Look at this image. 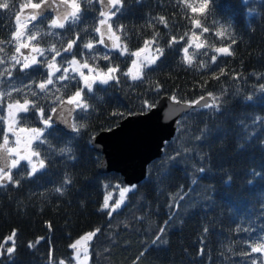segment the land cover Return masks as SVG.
<instances>
[{
    "label": "trees",
    "instance_id": "obj_1",
    "mask_svg": "<svg viewBox=\"0 0 264 264\" xmlns=\"http://www.w3.org/2000/svg\"><path fill=\"white\" fill-rule=\"evenodd\" d=\"M26 1L10 0L8 10L0 9V39L10 38L16 14ZM82 8L86 9L83 19L71 30L67 26L50 28L52 16L49 14H46L48 19L29 21L27 30L40 33L38 40L32 43H39L42 48L53 44L63 48L67 41L76 39L79 32L81 39L74 51L92 55L83 47L92 40L96 54H109L122 72L127 71L131 56H120L119 51H109L96 43L97 3L82 4ZM210 8L204 21L207 26L213 28L216 22L230 26L237 41L232 46L235 56L218 57L219 66L228 73L219 79L213 78V73L219 74L217 64L198 70L200 62L210 63L209 58L215 53L198 55L194 66L188 67L181 62L184 41L171 49L167 47L173 35L179 37L192 28L185 16V13L194 15L191 11L182 12L176 0H140L139 3L124 0L122 14L113 20L125 26L127 36L122 39L129 50H138L144 40L151 39L158 30L165 56L157 61L159 67L149 70L144 81L120 75L119 83L94 84V93L87 94L89 112L77 110L72 115L71 122L85 125L79 133H65L56 127L54 132L46 130L48 142L57 150L51 153L48 167L36 177L22 179L19 187L0 188V243L16 230V251L12 257L6 254L0 257V264H49L50 250L55 261L71 260L69 245L97 228L101 231L89 242L88 264H251L252 259L264 264V256L258 253L250 258L235 254L250 251L243 241L254 242L264 237V122L256 121V117L264 118V91L260 88L264 85V0H214ZM159 15L168 19L169 28L158 23L155 29L148 26L149 20ZM204 37L210 43L221 45V40L211 32ZM7 47L9 53L14 51L12 46ZM52 55L46 53L49 58ZM62 57L70 59L71 56L62 53L61 57H56L61 67L65 66ZM85 58L77 55L79 60ZM37 59L44 60V57L37 56ZM94 63L104 68L108 61L96 59ZM5 67L8 65H0V70ZM19 68L17 65L12 69L11 79L0 77V91L24 88V85L38 83L41 74L46 75L43 65H34L24 72ZM72 75L76 78L71 83L62 81L56 85L63 89L65 97L77 87H83L79 78ZM234 75L238 78L233 79ZM156 83L162 85L159 92L153 90ZM65 84L67 88H63ZM24 92L28 89L24 88ZM209 92L220 97L221 110L200 107L181 115L172 137L163 143L159 157L146 165L144 178L126 194L120 209L111 217L107 215L108 209L101 211L105 193L115 185L124 184L114 172L97 171L99 155L90 148V137L111 129L126 115L148 110L143 106L144 100L155 104L159 97L170 98L175 94L180 102L191 103L208 96ZM13 96L19 98L20 94L14 92ZM6 101L7 97L0 101L3 114ZM39 103L46 109L54 106L51 98L41 99ZM114 112L122 115H112ZM19 115L23 118L19 127L41 128L39 116L34 112ZM3 128L0 124V141ZM204 129L201 139H196ZM49 132L52 135H48ZM37 143L34 142V146ZM38 147L42 155L51 152L48 144ZM65 147H70L71 153L58 154V150ZM24 167L27 168L25 164ZM200 167L205 169L203 173L198 171ZM66 176L72 182L64 185ZM61 186L63 194L55 191ZM205 226L209 231L201 245ZM161 228L165 230L163 233ZM245 228L250 231H243ZM40 237L44 239L35 248H28L30 241L35 242ZM201 247L203 254H200ZM228 247L232 248L231 253Z\"/></svg>",
    "mask_w": 264,
    "mask_h": 264
},
{
    "label": "snow or ice",
    "instance_id": "obj_2",
    "mask_svg": "<svg viewBox=\"0 0 264 264\" xmlns=\"http://www.w3.org/2000/svg\"><path fill=\"white\" fill-rule=\"evenodd\" d=\"M139 2L140 0H137V3ZM94 3H99L101 5L99 16L102 18L99 19V26L94 28L95 33L100 37L96 43L108 48L109 51L113 49L119 51L120 56L128 55L136 58L131 61L132 66L125 72L121 71L118 64L113 63V60L115 59L114 57L109 54H96L94 52L95 45L92 40L83 44V47L88 49L89 53H92V55L89 56L83 51H80L79 53L74 51V46L77 45V41L81 39L79 32H77L76 39L67 41V46L63 48H57L55 44L48 48L40 47L39 43L33 44L32 41H37L40 33L27 30V25L22 29L20 26L21 17L19 13L16 14L17 26L14 31H11L10 38L0 39V65H8V67L0 70V77L7 76L11 79L12 69L16 68L17 65L20 66L19 70L21 72L32 68L34 65H43L46 68V75L41 74L42 79L38 83L33 82L24 85V88L28 89L27 93H25L24 88L21 87L11 88L8 91H0V101H4L7 97V114L4 115L3 112H0V124L6 125V127L2 129L3 135L2 141H0V188H5L7 185L19 187L22 179L36 177L37 173L42 172V170H45L48 167V160L50 159L51 153L57 152V150L48 142L45 132L48 129H52L53 132L56 130L54 127L55 120L53 119V114H56L58 109H60V114L67 112L68 116H71L72 113L77 110L87 113L91 108V105L87 100V94L94 93V84L99 83L102 85H108L113 81L119 83L120 75L127 76L133 81H144L149 70H154L153 66L159 67L157 61L165 56V48L159 43L161 33L158 30L153 32L151 39L144 40V47L139 48L136 51L129 50L126 42L122 39V37L127 36L125 26L122 24H116L113 20L114 17H118V15L122 14L124 0H36V2H33V0H27V4L21 5V11H23L25 7L35 10L29 14L30 19L35 21L38 18L48 19L49 17L46 16V11L48 8H51L53 11H56V16L50 18L49 27L52 29H65L67 26L68 29L71 30L73 25L78 24L83 19V13L86 9L82 8V4L93 5ZM213 3L214 0H176V4L180 7L182 12L184 9H188L194 14L188 16L187 13H185L192 28L179 37L173 35L168 42L167 47L171 49L174 45L180 44L181 41H184V44L181 47L183 53L181 62L188 67L194 66V61L198 55H208L209 51L215 53L210 56V63L201 61L198 70L207 69L210 68L212 64H217L219 67V74L217 75L213 73V78L219 79L220 76L227 75L228 73L224 71L223 67L219 66L218 57L235 56V51L232 46L236 44L237 41L232 34L230 26H225L216 22L215 26L210 28L204 22L207 19L208 13L211 11L210 5ZM9 8L10 0H0V9L8 10ZM157 23L162 24L165 28H169L168 19L163 15L152 17L149 20L148 26L155 29ZM197 29L200 31L197 32ZM209 32L221 40L220 46H217L215 43H210L209 39L204 37V34ZM47 34L56 35L55 33ZM202 37L204 38L202 39ZM225 40L229 41V43L224 44L223 41ZM7 46H12L14 51L9 53ZM193 47L195 48V51L190 52L189 50ZM24 48H30V53L24 55L21 52V49ZM201 49H205V51L201 52ZM146 51L148 52V55L142 56V53H145ZM47 52H51L53 55L49 58L46 56ZM62 53H68L71 56V59H68V57H62L61 62L67 63V67L59 66V63L56 60V57H61ZM77 55L87 58L79 60L77 59ZM37 56L44 57V60H38ZM96 59H104L108 61V64L105 65L104 68H101L94 63ZM90 60L93 61V63H90ZM82 69H87L88 73L85 74ZM57 73H60V75L57 76ZM73 73L79 75L80 79L83 81V87H77L75 92L70 96L65 97L63 89L56 87V85L62 81H68L71 83L76 78L72 75ZM232 78L236 79L238 77L234 75ZM50 85L52 86L51 88L49 87ZM67 87V84L63 85V88ZM161 88L162 85L156 83L153 90L159 92ZM260 88L261 91H264V85H261ZM35 89H39V92ZM14 92L20 94L19 98L13 96ZM55 93H60V95H56ZM45 98H51V103L54 106L50 109H46L44 105L39 103L41 99ZM208 98L211 102L205 103L201 105V107L210 108L219 112L221 110L220 97L209 92ZM170 99L173 103H180L175 94H173ZM205 99L206 98L203 96L200 97V100ZM248 99H251V97H248ZM200 100L192 101L189 104V107L199 105ZM143 106L147 109L155 107V105L148 100L143 101ZM32 112L39 116L40 122L44 125L43 129L35 127H19V124L23 119L19 114ZM112 115L122 114L114 112ZM256 121L264 122V118L256 117ZM65 123L68 124L71 131L74 133H79L81 129L85 127L84 124L70 122L67 118H65ZM245 127L247 126L245 125ZM205 131L206 129L202 130L201 136L196 137V139H201ZM23 133H27L28 135L22 136L21 134ZM9 134L15 137V140L11 143ZM48 135H52V132H49ZM34 142H38L36 146H34ZM262 143H264V141H262ZM42 144H48L51 152L42 155L41 150H39L38 147V145ZM241 147H243V145H241ZM69 153H71L70 147L60 148L58 150V154L60 155H66ZM177 155H179V153H177ZM70 158L75 159L74 156H70ZM172 159H175V157ZM21 162H26L27 168H25L24 164ZM14 169L17 171L14 172ZM198 171L203 173L205 169L200 167ZM71 182V179L66 176L63 184L67 185ZM193 183H195V180H193ZM105 187L107 188L108 185H105ZM116 187L120 192L119 199L110 205L109 201L112 199V194L109 193L105 196L104 202L100 208L101 211L108 209L107 215L109 217L120 209L121 205L125 202L126 194L133 191L136 188V185L127 187L116 185ZM55 191L63 194V186L57 187ZM180 199H183L182 195L180 196ZM48 227L51 229V225H48ZM237 229H240L239 225H237ZM100 231L101 229L97 228L94 231L85 233L71 243L69 245L73 250L71 260L60 259L55 261L50 250L49 264H72L73 260L75 261V264H88L89 242L92 241L93 237H95ZM164 231L163 228L160 229L161 233ZM208 231V227L205 226L203 229L205 236L200 241L201 245L204 244ZM243 231L249 232L250 230L245 228ZM15 237L16 230L14 229L11 235L5 237L4 242L0 243V257L5 254L12 257L13 253L16 251ZM42 239L44 238L40 237L35 242L30 241L28 248H35ZM156 239L160 240V237L157 236ZM9 241H11V245L5 247ZM155 242L156 241H154V243ZM162 242L166 243V241ZM243 243L247 245L250 251H241L235 254L249 258L254 253L264 256V237H258L254 242L246 240L243 241ZM227 251L231 253L233 250L231 247H228ZM203 253L204 248L201 247L200 254ZM143 255L144 252H141L140 256ZM140 256L136 259L139 260ZM251 264H257V260L252 259Z\"/></svg>",
    "mask_w": 264,
    "mask_h": 264
},
{
    "label": "water",
    "instance_id": "obj_3",
    "mask_svg": "<svg viewBox=\"0 0 264 264\" xmlns=\"http://www.w3.org/2000/svg\"><path fill=\"white\" fill-rule=\"evenodd\" d=\"M97 7L100 10L101 5L97 3ZM33 11L35 10L28 7L23 11L20 9V20L30 18L29 14ZM46 14L54 18L56 11L48 8ZM203 97L206 99H197L200 100L199 105L189 107L190 103H173L170 98L161 96L155 102L154 108L143 113L126 115L111 129L99 131L91 136L89 146L99 155L97 171L118 174L125 186L140 182L144 178L146 165L159 157L163 143L172 137L181 115L209 102L208 96ZM72 115L68 116L67 112L60 114L58 109L57 113L53 114L54 127L71 133L65 118L71 122Z\"/></svg>",
    "mask_w": 264,
    "mask_h": 264
},
{
    "label": "rangeland",
    "instance_id": "obj_4",
    "mask_svg": "<svg viewBox=\"0 0 264 264\" xmlns=\"http://www.w3.org/2000/svg\"><path fill=\"white\" fill-rule=\"evenodd\" d=\"M242 2H245V0H241ZM246 1H248V0H246ZM25 4H27V1L25 2ZM20 9H21V7H20ZM19 9V10H20ZM53 18V17H52ZM99 19H102L100 16H99ZM29 21H30V18H27V19H24V20H20V26H21V28L22 29H24V26L25 25H28V23H29ZM98 22H99V20H98ZM14 26H15V28H16V26H17V22H16V18H15V21H14ZM98 26H99V23H98ZM15 30V29H14ZM100 39V37H99V35H98V40ZM108 43H110V42H108ZM103 48H105L104 46H102ZM142 47H144V44L140 47V48H142ZM30 51H31V49L30 48H24V49H21V52L24 54V55H27V54H29L30 53ZM144 55H148V52L146 51L145 53H142V56H144ZM71 59V58H70ZM133 59H136L135 57H131V61L133 60ZM132 65L130 64V66L129 67H131ZM63 67H67V63H65V66H63ZM128 70V69H127ZM82 71L85 73V74H87L88 73V70L87 69H82ZM73 74H75V73H73ZM78 78H79V81H80V84H81V86H83V81L80 79V77H79V75H77V74H75ZM6 109H7V106H6V108H5V113H4V115H6L7 113H6ZM4 127H6V125H4ZM44 128V125L42 124V126H41V129H43ZM22 136H27L28 134L27 133H23V134H21ZM9 139H10V143L11 142H13L14 140H15V137H13L11 134H9ZM22 164H25L26 165V162H21ZM26 167H27V165H26ZM121 187H127V186H121ZM109 193H111L112 194V199L109 201V204L111 205L112 203H114L117 199H119V195H120V192H119V189L116 187V185H115V188L114 189H111V190H109V191H107L106 193H105V195L103 196V200H102V204H103V202H104V199H105V196L106 195H108ZM101 204V205H102ZM80 238V237H79ZM77 240V239H76ZM75 241V240H74ZM73 241V242H74ZM10 242V241H9ZM9 242H8V244L7 245H5V247H8V246H10V244H9ZM72 242V243H73ZM70 251H71V257H72V255H73V250L70 248ZM7 255V254H6ZM72 264H75V261L73 260L72 261Z\"/></svg>",
    "mask_w": 264,
    "mask_h": 264
}]
</instances>
